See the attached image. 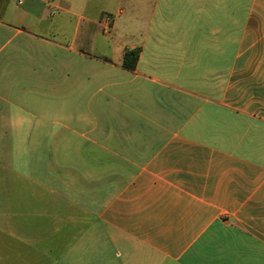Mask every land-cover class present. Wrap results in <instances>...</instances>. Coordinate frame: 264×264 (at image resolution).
I'll list each match as a JSON object with an SVG mask.
<instances>
[{"label": "crops", "instance_id": "obj_1", "mask_svg": "<svg viewBox=\"0 0 264 264\" xmlns=\"http://www.w3.org/2000/svg\"><path fill=\"white\" fill-rule=\"evenodd\" d=\"M0 264H264V0H0Z\"/></svg>", "mask_w": 264, "mask_h": 264}, {"label": "trees", "instance_id": "obj_2", "mask_svg": "<svg viewBox=\"0 0 264 264\" xmlns=\"http://www.w3.org/2000/svg\"><path fill=\"white\" fill-rule=\"evenodd\" d=\"M139 57V49L127 52L124 58V68L133 70Z\"/></svg>", "mask_w": 264, "mask_h": 264}, {"label": "built area", "instance_id": "obj_3", "mask_svg": "<svg viewBox=\"0 0 264 264\" xmlns=\"http://www.w3.org/2000/svg\"><path fill=\"white\" fill-rule=\"evenodd\" d=\"M102 21L105 25V30L107 31L112 23V17L110 15H106L103 17Z\"/></svg>", "mask_w": 264, "mask_h": 264}, {"label": "rangeland", "instance_id": "obj_4", "mask_svg": "<svg viewBox=\"0 0 264 264\" xmlns=\"http://www.w3.org/2000/svg\"><path fill=\"white\" fill-rule=\"evenodd\" d=\"M112 17V16H111ZM112 20H113V17H112Z\"/></svg>", "mask_w": 264, "mask_h": 264}]
</instances>
